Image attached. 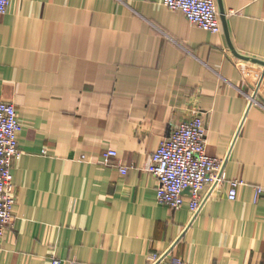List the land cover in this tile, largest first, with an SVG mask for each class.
<instances>
[{
	"label": "crops",
	"instance_id": "obj_1",
	"mask_svg": "<svg viewBox=\"0 0 264 264\" xmlns=\"http://www.w3.org/2000/svg\"><path fill=\"white\" fill-rule=\"evenodd\" d=\"M221 1L235 49L264 59V0ZM219 18L215 33L163 0H11L0 93L17 107L23 152L0 264H149L153 252L264 264V66L232 52ZM195 114L225 176L205 186L196 215L188 200L159 203L148 170L161 140ZM232 178L244 180L234 200Z\"/></svg>",
	"mask_w": 264,
	"mask_h": 264
},
{
	"label": "built area",
	"instance_id": "obj_2",
	"mask_svg": "<svg viewBox=\"0 0 264 264\" xmlns=\"http://www.w3.org/2000/svg\"><path fill=\"white\" fill-rule=\"evenodd\" d=\"M11 0H0V20L7 12ZM173 10H180L189 21L212 32L222 30L217 0H163ZM249 104L258 103L254 93L245 92ZM22 126L16 105L6 100L0 93V240L7 227L12 225L13 207L16 202L13 167L22 155L19 136ZM117 150L108 148L103 152V161L112 163ZM224 159L212 155L207 150L206 127L204 117L195 114L176 124L169 136L161 140L159 147L152 154L148 170L156 175L158 184L156 196L159 203L173 208L181 207L188 200L191 212L196 215L204 201V188L208 184H216L225 180L219 170ZM125 173L127 167H121ZM228 196L234 200L238 188L244 183L242 178L227 180ZM189 191L187 197L185 191ZM257 198L262 194L263 187L256 186ZM51 264H81L76 259L65 261L51 255ZM149 264H188L179 255L153 252Z\"/></svg>",
	"mask_w": 264,
	"mask_h": 264
},
{
	"label": "water",
	"instance_id": "obj_3",
	"mask_svg": "<svg viewBox=\"0 0 264 264\" xmlns=\"http://www.w3.org/2000/svg\"><path fill=\"white\" fill-rule=\"evenodd\" d=\"M218 4H219V12L221 14V18L223 20V23H224V28H225V32L227 34V37H228V44H229V47L231 48L232 52L237 55L238 57L242 58V59H245V60H249V61H252V62H255V63H258V64H261L264 66V59H260V58H257V57H251L249 55H245V54H242V53H239L235 47L233 46V43L231 42V39L229 37V29H228V24H227V21L225 19V9H224V6L222 4V1L221 0H218Z\"/></svg>",
	"mask_w": 264,
	"mask_h": 264
}]
</instances>
